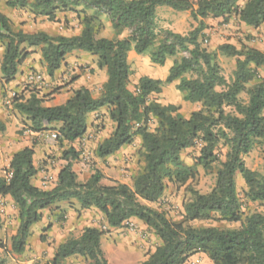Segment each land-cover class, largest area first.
<instances>
[{
  "label": "trees",
  "instance_id": "trees-1",
  "mask_svg": "<svg viewBox=\"0 0 264 264\" xmlns=\"http://www.w3.org/2000/svg\"><path fill=\"white\" fill-rule=\"evenodd\" d=\"M10 9H28L36 17L54 22L58 12H73L80 17L81 31L77 35L51 36L44 31L15 30L12 22L0 13V82L9 84L31 49L37 48L48 77L58 71L65 57L83 52L97 57L96 66L104 70L106 82L94 97L86 87L73 89L59 106L46 107L41 97L15 95L13 109L29 121L31 132L51 128L56 141L66 147L62 160L66 164L57 174V183L50 190L32 184L37 174L34 151L25 147L11 155L9 166L0 175V197L8 196L17 209L18 226L11 238V250L21 254L32 235L31 228L42 219L43 211L60 203H76L81 210L95 209L110 229L120 228L134 218L153 231L160 241L156 249L140 264H185L193 255L202 253L213 264H264V214L243 215L235 175L245 184L244 197L251 203H264V169L262 173L247 168L243 157L256 143L264 145V78L258 68L264 66V53L252 48L224 44L218 50L236 58L230 83L221 74L216 53L202 48L199 38L204 19H222L225 23L236 16L254 29H264V0H6ZM79 8H82L79 10ZM160 8L189 11L200 25L187 35L156 29V14ZM85 10L92 11L89 15ZM98 15L110 21L117 34L128 31L122 39L97 38L94 23ZM29 49V50H28ZM147 55L150 62L164 66L174 60L165 81L147 76L139 78L136 88H128L130 65L128 53ZM189 76V77H187ZM178 81L176 90L183 100L198 103L201 110L188 118L178 113L174 105L149 101L159 94L162 84ZM250 84L249 88L247 87ZM219 88V90H217ZM241 94H246L244 102ZM105 108L113 129L98 143L95 155L105 159L140 140L142 169L131 185L112 182L102 184L103 176L94 172L85 182H79L71 162L79 156L72 146L80 141L88 128V116ZM229 108L231 111L227 112ZM150 117L157 127L150 131ZM6 130L0 120V132ZM200 145L192 165L181 159L184 150ZM225 149L222 155L218 148ZM223 157V159H222ZM217 167L214 187L201 194L186 186L188 199L183 206L182 221L175 222L163 212L147 204L158 202L164 194L166 181L185 186L198 176V168ZM216 215V216H213ZM225 222L237 228L194 227L195 222ZM1 227V214H0ZM104 232L86 227L77 238L58 245L51 264L80 257L87 264H110L101 250ZM4 260L0 257V264Z\"/></svg>",
  "mask_w": 264,
  "mask_h": 264
},
{
  "label": "rangeland",
  "instance_id": "rangeland-1",
  "mask_svg": "<svg viewBox=\"0 0 264 264\" xmlns=\"http://www.w3.org/2000/svg\"><path fill=\"white\" fill-rule=\"evenodd\" d=\"M6 0H0V12H3L12 22L15 30L24 32L44 31L51 36L77 35L81 31L80 17L73 12H58L54 22L47 21L42 16H35L28 9H10L5 6ZM191 1L192 3L196 2ZM82 8H79L81 10ZM89 15L92 11L85 10ZM94 23L97 38L122 39L129 35L128 31L120 34L112 28L110 21L104 15H98ZM233 18V17H232ZM230 18L227 23L222 19H204L203 31L199 38L200 45L208 52H215L217 62L221 68V74L227 83H230L235 70L236 58L222 54L218 47L224 44L241 47H250V44H262L264 36L262 30L254 34L244 33L239 28L236 19ZM199 20H194L189 11H174L169 8H160L156 14V29L161 38L163 30H170L180 35H187L197 28ZM3 46L0 44V59L3 53ZM29 50V49H28ZM33 53L26 58L19 69H23L27 80L21 83L15 90L6 89L0 82V120L5 124L6 130L0 132V140H4L6 149L0 153V175L7 169L5 164L15 150L19 149L23 142H30L37 146V168L46 174L52 172L48 182L52 180V174L58 168L63 167L66 162L62 160V152L56 139L47 137L52 130L47 129L37 132L40 136L38 140L31 137L29 121L19 115L13 109L12 100L15 95L27 98L31 94L41 97L45 103H50L51 95L60 94L62 89L69 88L71 83L77 86L88 88L92 94L100 93L98 86L101 85L105 71H97V57L83 52H72L65 57L60 69L52 77H48L40 59V52L37 48L31 49ZM264 52V50H262ZM185 54H178L168 58L164 66H157L150 62L148 56L137 55L133 50L129 55L130 76L128 88L134 91L139 78L147 76L152 79H159L163 82L168 70L174 60H179ZM128 58V57H127ZM30 74H38L41 79L37 82L28 80ZM258 74L264 78V66L258 68ZM106 75V74H105ZM189 77V76H187ZM77 82H74L76 81ZM84 85H78L81 82ZM98 82V83H95ZM178 81L171 84L163 83L159 94L149 97V101L157 102L161 105H174L179 108L178 113L188 118L192 112L200 111L201 105L189 103L183 100V95L176 90ZM250 84L247 86L249 88ZM102 87V86H101ZM219 90V88L217 89ZM240 98L246 102V94H241ZM227 112L231 111L229 108ZM92 126L85 134V142L77 141L75 149L79 153L76 160L71 162L74 172L79 182H85L94 172L98 171L103 176L102 184L110 185L112 182L131 185L133 177L142 169L143 161L141 158L140 140L138 137L129 145L122 147L114 155L105 159H99L95 155V149L99 142L108 137L113 129V124L106 115H97ZM150 131L157 127V121L150 117L146 124ZM200 145L184 150L181 159L185 165H192L194 158L198 156ZM218 152L223 155L225 149L218 148ZM223 159V157H222ZM247 168L258 173L264 169V145L256 143L253 149L243 157ZM4 164V165H3ZM49 165V169L45 166ZM217 167L204 170L198 168V176L195 180L188 182L185 186H177L170 181H166L165 191L161 199L147 206L163 212L172 221L179 222L183 219L184 202L189 195L187 187L190 186L201 194L211 191L216 179ZM49 183V182H48ZM48 183L46 185H48ZM236 190L242 205L243 215L252 212L264 214V203H251L244 197L245 184L239 173L235 175ZM1 227H0V257L4 260L3 264H51L52 258L58 245L71 239L77 238L82 230L88 225L104 232L101 237V250L104 257L110 264H140L149 254H151L160 244L153 231L142 223H124L120 228L110 229L104 222L103 215L95 209L81 210L76 203H61L57 208H50L43 211L42 219L33 226V232L27 241L24 251L21 254L11 250V238L15 235L18 226L17 209L13 203L0 199ZM216 216V215H213ZM194 227L213 226L221 229L237 228L238 224L225 222H195ZM38 233V235H37ZM188 261V260H187ZM186 261V262H187ZM185 262V263H186ZM200 262H197L199 264ZM61 264H87L80 257H72Z\"/></svg>",
  "mask_w": 264,
  "mask_h": 264
},
{
  "label": "crops",
  "instance_id": "crops-1",
  "mask_svg": "<svg viewBox=\"0 0 264 264\" xmlns=\"http://www.w3.org/2000/svg\"><path fill=\"white\" fill-rule=\"evenodd\" d=\"M0 13H2V14H4L3 12H0ZM232 19H236V21L238 22V25H239V28L241 29V31L242 32H244V33H249V34H254V33H256L257 31H259V30H262V33L264 34V29H263V27H260L259 29H254V28H251V27H247L246 25H244L243 23H241L239 20H238V18L236 17V16H234ZM261 38L264 40V36H261ZM250 47H252V48H255V49H257V50H259V51H261V52H263L262 50H264V46L262 45V44H258V43H255L254 45H252V44H250ZM74 53V52H73ZM264 53V52H263ZM131 54V51L128 53V59H129V55ZM97 71L99 72V73H101V70H99V69H97ZM27 80V78H26V75L23 73V69H19L18 70V73H17V75L15 76V78H14V80L12 81V82H10L9 84H3V86L6 88V89H10V90H15L21 83H23L24 81H26ZM29 80V79H28ZM101 81V85L100 86H98V88H99V90H101V86H103V84L106 82V75L104 74V78H102V80H100ZM74 82H77V80L76 81H74ZM81 82V81H80ZM95 83H98V82H95ZM75 83H71V85L69 86V87H72L73 89H75V87H77V86H75L74 85ZM78 85H84V83L83 82H81L80 84H78ZM82 87V86H81ZM70 94H71V91L69 90V88H65V89H62L61 90V92H60V94H53V95H51V99H53L52 101H50V103H45V105L44 106H46V107H53V106H59V105H61V104H63L68 98H69V96H70ZM99 93H97V94H93V96L94 97H96L97 95H98ZM106 115L107 116V112H106V109L105 108H102V109H100L99 111H97V112H95V113H92V114H90L89 116H88V121H87V123H88V128H87V131H86V133L88 132V130H89V127H91L92 126V123H94L93 121H94V119L97 117V115ZM46 127L47 128H55L56 127V125L55 124H51V125H46ZM52 132H55V131H53L52 130ZM32 136L31 137H34V140L36 141V140H38V138H39V134L38 133H32L31 134ZM84 137H85V135L82 137V139H83V141L85 142V139H84ZM82 139L80 140V141H82ZM5 143L6 142H4V140L2 139V140H0V153L2 152V151H4L5 149H6V146H5ZM23 145L19 148V149H17V150H15V152L16 151H18V150H20V149H22V148H25V147H28V148H31L33 151H34V155H33V162H34V166L36 167V169H37V174L35 175V177L32 179V184L35 186V187H37V188H40V189H42V190H50V189H52L55 185H56V183H57V174H58V172H59V170H60V168H58L56 171H54V175L52 174V180L51 181H48V182H42V180H45V181H47V180H49V177H50V175H51V173L52 172H48L47 174L43 171V170H41V171H39L38 170V168H37V158H38V152H37V146H35V145H33L32 143H30V142H23L22 143ZM75 144L76 143H74L72 146L75 148ZM66 147H63V148H60L61 149V152H63V150L65 149ZM14 153V152H13ZM12 153V154H13ZM10 158H11V156L9 157V159L7 160V163L5 164V166L8 168V166H9V161H10ZM4 165V164H3ZM49 165H47V166H45V169H49ZM72 170L74 171V168L72 167ZM48 183V185H46ZM0 199L1 200H6V201H10V202H12L11 201V199L8 197V196H6V197H4V198H1L0 197ZM61 204V203H60ZM60 204H58V205H56V206H53L52 208L54 209V208H57ZM104 222H105V220H104ZM129 222L130 223H141L139 220H137V219H134V218H132V219H130L129 220ZM106 223V222H105ZM87 227H94V226H91V225H88ZM31 232H32V237H33V232L36 234V230L35 229H33V227L31 228ZM37 235H38V233H37ZM197 262H200L199 264H213L207 257H206V255H204V254H202V253H198V254H195V255H193V256H191L189 259H188V261L185 263V264H197Z\"/></svg>",
  "mask_w": 264,
  "mask_h": 264
},
{
  "label": "built area",
  "instance_id": "built-area-1",
  "mask_svg": "<svg viewBox=\"0 0 264 264\" xmlns=\"http://www.w3.org/2000/svg\"><path fill=\"white\" fill-rule=\"evenodd\" d=\"M189 1H195V0H189ZM28 79L30 80V81H33V82H37V81H39L40 79H41V77H40V75H38V74H30V76L28 77ZM47 137H50L51 139H56V137H57V135H56V132H52V133H50V134H47L46 135ZM3 212V210L0 208V214ZM126 223H128V222H126Z\"/></svg>",
  "mask_w": 264,
  "mask_h": 264
}]
</instances>
